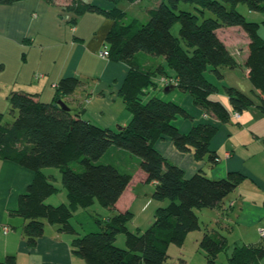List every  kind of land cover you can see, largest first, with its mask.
<instances>
[{"label": "trees", "instance_id": "trees-1", "mask_svg": "<svg viewBox=\"0 0 264 264\" xmlns=\"http://www.w3.org/2000/svg\"><path fill=\"white\" fill-rule=\"evenodd\" d=\"M18 1L23 0H0V4ZM108 1L114 4L111 9L72 0L64 11L73 15L70 23L89 12L104 13L113 20L106 43L109 57L130 67L120 93L132 119L115 131L86 120L69 105V111L61 107L59 100L65 101L66 95L84 85L77 76L59 80L52 102L41 101L29 93L12 92L10 113L14 120L3 123L0 114V159L31 170L34 176L10 214L27 221L22 232L27 244L33 247L45 234V222L59 225L64 232L77 233L72 221L82 209L89 219L82 222L78 219L84 233L75 239L73 248L86 264H170L171 244L184 245L187 235L201 228L195 208L221 207L246 176L240 171H230L225 177L213 178L198 170L187 177L181 166L157 149V142L170 138L180 152L193 151L198 159L208 156L215 164L220 158L210 146L219 127L212 122H199L189 132H183L174 121L178 116L190 118L187 109L156 95L146 98V90L156 86L153 77L158 74L162 83L163 79L168 81L163 83L164 87L175 85L189 93L207 116L221 122L246 111L253 104L249 95L223 85L230 108L213 96L220 87L209 79L212 74L223 80L226 69L238 66L237 58L219 33L222 28L237 26L248 36L244 66L260 94L259 106L264 110V37L259 33V24L248 20L238 9L243 3L251 11L264 13V0H164L147 9L146 21L127 20V12L118 6L121 1L136 0ZM181 2L195 4L196 11L180 9ZM177 24L178 35L173 31ZM159 59L174 70V78L167 74ZM3 69L0 62V72ZM113 147L138 159L145 182L155 183L154 199H168L158 206L154 222L141 233L128 227L133 212L117 208L133 180L134 170L120 168L108 160ZM45 168L59 169L67 202H48L59 188L53 181L54 175L47 174ZM96 202L114 214L104 218L91 213ZM91 223L94 226L89 228ZM6 229L9 231V227ZM119 234L125 235L124 248L116 244ZM200 247L206 252L207 264H218V255L229 248V241L224 235L206 232ZM229 257V264H260L264 242L235 246ZM15 261L14 255L4 261L0 258V264Z\"/></svg>", "mask_w": 264, "mask_h": 264}, {"label": "crops", "instance_id": "crops-1", "mask_svg": "<svg viewBox=\"0 0 264 264\" xmlns=\"http://www.w3.org/2000/svg\"><path fill=\"white\" fill-rule=\"evenodd\" d=\"M70 1L72 0H53V2L23 0L7 5L0 4V62L4 64V69L0 72V114L5 113L4 105L10 104V95L14 91L29 93L41 101L52 102L59 80L67 76H77L84 81V85L77 88L73 94L66 95L64 97L66 103L75 110L74 113L80 111L81 116L86 120L118 131L119 127L126 126L132 119V114L120 93L130 67L124 62L102 55V51L108 46L106 37L113 26V20L104 13L89 12L78 17L75 23H70L69 20L73 15L64 11V7ZM83 1L98 4L105 9L114 6L108 0ZM138 1L141 0L130 3ZM162 1L164 0H149L150 4L145 6L141 19H147V9L159 5ZM118 6L127 12L128 18V6L124 1ZM191 9L196 11L195 4ZM252 12L254 11L247 7L243 11L245 15ZM225 28L243 30L237 26ZM243 32L245 34L244 30ZM260 35L263 36L261 33ZM221 38L224 40L223 37ZM245 42L243 54L237 58L238 66L234 69H226L223 80H218L212 74L209 75V79L220 87L213 96L230 108V98L224 91L223 85L234 87L253 99V104L246 111L240 113L238 118L234 114L228 122H221L208 116L210 122L219 127L210 147L217 153L220 161L212 163L211 174L205 173L209 177L221 178L227 176L230 171H240L246 176L243 182L224 199L221 207L214 209L221 228L243 232L236 246L254 244L255 242L244 237L245 232L250 230L256 235L255 238H258L261 235L260 229L264 228V110L259 106L260 94L250 81L249 71L244 66L248 53L247 34ZM52 47L56 50L60 49L57 51L61 56L56 62L50 58L51 54L47 55L48 49ZM158 62L165 66L171 78L175 77L174 70L169 68L164 60L159 59ZM37 74L41 76L36 77ZM153 81L156 86L146 90V98L158 96L162 76L155 75ZM177 90L179 89L175 87L169 92ZM169 92L165 91V93ZM178 92L177 97L185 93L180 90ZM158 97L175 102L174 98L160 95ZM204 115H206L205 111ZM184 122L180 116L174 121L180 129ZM160 142L161 140L157 142L156 147L166 156L161 150L163 142ZM227 153L230 155L227 156ZM110 154L108 160L114 161L120 168L134 170L131 184L117 204L119 210H125L126 208L121 206L122 202L128 199L132 202L138 197L136 189L138 183L145 182V174L139 168L138 159L128 152L113 147L110 149ZM33 176L31 170L0 159L1 260L4 261L7 256L14 255L16 257L14 264H86L73 248L75 239L82 235L78 230L81 228L80 225L79 227L73 224L77 231L74 234L60 230L57 224L45 222V234L39 239L38 244L33 247L27 244L22 232V227L27 221L11 215L10 211L17 207L19 195L25 191ZM152 184L155 186V183ZM55 195L56 193L49 197L48 202L59 204L68 201L67 194L58 198L59 200L52 199ZM113 214L114 212L111 211L104 218ZM75 218L77 222L81 218L82 222L84 219H89V216L81 209ZM93 226L91 223L89 228ZM6 227H9L8 232ZM220 234L227 237L224 232H219ZM234 247H230V255ZM260 264H264V257Z\"/></svg>", "mask_w": 264, "mask_h": 264}, {"label": "rangeland", "instance_id": "rangeland-1", "mask_svg": "<svg viewBox=\"0 0 264 264\" xmlns=\"http://www.w3.org/2000/svg\"><path fill=\"white\" fill-rule=\"evenodd\" d=\"M124 3L128 6L127 20L137 17L142 21H146V19H141V16L143 10L145 9V6L150 4L149 0H141L133 4H131L130 1H124ZM246 7L248 8V6L243 3L238 5V9L243 15H245L243 11L246 9ZM191 8H193V4L191 3L181 2L180 4V9H188L193 11V9ZM252 13H247L248 15H245V17H247V19L250 21L257 22L259 24L260 33L264 36V13ZM178 28V24L173 28V31L177 35ZM245 35L246 33L244 34L243 30H240L239 28H225L220 30V36L224 38L227 46L231 49L232 54L236 58L241 57L243 54V46H245L246 43ZM57 50L60 51V49ZM57 50L52 47L47 51V55H52H50V58H52V61L54 60L53 62H56V60H58L61 56ZM160 85L161 88L158 90V96L160 95L171 99L174 98L175 102L180 103L184 108L187 109V111L191 115L190 118L180 116L185 121L181 128L183 132H189L190 128L199 122L211 121V119L207 115H204L203 108L196 104L194 98L189 93H184L183 95L185 96L181 94L180 97H177L179 90L175 92L171 91L169 93H165L164 84L160 83ZM4 106L5 113H3L2 115V121L3 123L12 122L14 120V116L10 113V104L8 105L7 103H5ZM161 142H163L161 150L166 154L167 159L181 166L185 170V175L187 177L192 176L198 170H202L204 172H207L208 174L212 173V162L209 160L208 156L198 159L195 157L193 151L180 152L174 146L170 138L161 140ZM53 170H55V172H50ZM44 171L47 174L54 175L55 178L53 179V181L59 188V191L55 196H53L54 198L52 199L57 198V200H59L61 197H63V195L67 194V190L61 180V173L59 169L45 168ZM136 190V192L138 193V197H136L135 200H132V202L129 201V199L126 202L123 201L121 206H124L123 208L129 209L134 214L133 218L128 222L129 229L133 232L141 233L154 222L155 213L158 206H163L164 203L168 202V199H165L164 201L154 199L153 193L155 188L150 182L138 183V189ZM90 212L99 214L98 216L104 217L110 214V210L101 206L98 202H96L92 206ZM195 212L199 217L201 228L199 230L190 232L186 237L184 245L179 246L177 244H171L168 250L169 263L207 264L208 261L206 252L203 248L200 247V240L202 239V236H204L206 232H208L212 236H218L219 232H224V234L227 235L229 241V248L226 251L220 253L219 257L217 258V262L218 264H229L230 247L233 248L234 246H236V244L239 243L243 232L240 233L238 230L221 228L220 224H218L217 222L219 219L216 217V211L213 208H195ZM72 223L79 226L76 218L73 219ZM78 230L81 234H83L82 228ZM255 236L256 235L252 231L247 230L244 237H246V239L249 241L255 242L254 244H258L264 240L261 235L258 238H255ZM116 244L118 247H125L126 244L124 234H119L117 236Z\"/></svg>", "mask_w": 264, "mask_h": 264}, {"label": "built area", "instance_id": "built-area-1", "mask_svg": "<svg viewBox=\"0 0 264 264\" xmlns=\"http://www.w3.org/2000/svg\"><path fill=\"white\" fill-rule=\"evenodd\" d=\"M109 48L108 47H106L103 51H102V55L103 56H109ZM39 76H41V74H37L36 75V77H39ZM163 83H168V81H167V79H163ZM240 115H239V113H235V117L236 118H238ZM230 154L228 153L227 154V156H229ZM217 160H219V159H217ZM6 231H8L7 229H6ZM260 232H261V235H263L264 236V228L263 229H260Z\"/></svg>", "mask_w": 264, "mask_h": 264}, {"label": "water", "instance_id": "water-1", "mask_svg": "<svg viewBox=\"0 0 264 264\" xmlns=\"http://www.w3.org/2000/svg\"><path fill=\"white\" fill-rule=\"evenodd\" d=\"M175 88V85H170V86H166L165 87V91L166 92H169L171 89H174ZM58 103L60 104V106L61 107H63L65 110H70V107L68 106V104L65 102V101H63V100H59L58 101ZM120 129L122 128V127H119Z\"/></svg>", "mask_w": 264, "mask_h": 264}, {"label": "bare ground", "instance_id": "bare-ground-1", "mask_svg": "<svg viewBox=\"0 0 264 264\" xmlns=\"http://www.w3.org/2000/svg\"><path fill=\"white\" fill-rule=\"evenodd\" d=\"M227 154H228V153H227ZM227 154H226V155H227ZM261 229H263V228H261ZM261 237H262V238H264V236H263V235H261Z\"/></svg>", "mask_w": 264, "mask_h": 264}]
</instances>
